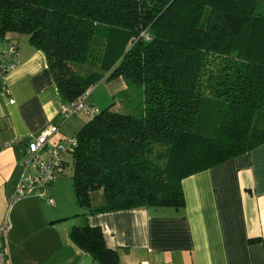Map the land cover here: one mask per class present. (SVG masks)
I'll use <instances>...</instances> for the list:
<instances>
[{
	"label": "trees",
	"instance_id": "16d2710c",
	"mask_svg": "<svg viewBox=\"0 0 264 264\" xmlns=\"http://www.w3.org/2000/svg\"><path fill=\"white\" fill-rule=\"evenodd\" d=\"M15 36L43 52L64 103L102 81L127 86L124 106L85 116L74 135L80 208L96 191L101 210L181 208L184 178L264 144V0H0V40ZM69 239L119 264L98 227Z\"/></svg>",
	"mask_w": 264,
	"mask_h": 264
},
{
	"label": "crops",
	"instance_id": "0c3cea01",
	"mask_svg": "<svg viewBox=\"0 0 264 264\" xmlns=\"http://www.w3.org/2000/svg\"><path fill=\"white\" fill-rule=\"evenodd\" d=\"M11 43L18 47V65L4 77L7 92L0 93V145L11 143L0 149V226L5 221L9 228L10 264H96L69 239L73 227L83 226L101 230L119 264H264V144L184 178V206L177 209L101 210V191L91 193L83 209L62 175L46 189L52 202L26 196L9 204L27 143L54 125L50 147L62 124V101L43 52L15 36L0 40V53ZM126 88L121 77L102 81L88 99L99 111L114 109ZM82 126L70 129L75 135Z\"/></svg>",
	"mask_w": 264,
	"mask_h": 264
},
{
	"label": "built area",
	"instance_id": "2783aa9c",
	"mask_svg": "<svg viewBox=\"0 0 264 264\" xmlns=\"http://www.w3.org/2000/svg\"><path fill=\"white\" fill-rule=\"evenodd\" d=\"M18 65V47L16 44H8L5 51L0 53V93H6L4 77L14 70ZM90 89H86L81 96L70 102H62L59 105V112L63 122L81 113L86 117L97 114L98 109L90 104L88 96ZM10 101L9 103H12ZM58 128L54 125L44 126L38 135L31 138L26 145V150L19 160L21 177L14 189L13 194L8 198L12 204L23 197L34 196L52 202L47 194V188L54 183L62 173L67 156L72 155L77 141L74 137H60L49 147V140L55 136ZM11 143L0 145V149ZM45 153L46 156L41 154ZM8 225L0 226V264H10L7 248Z\"/></svg>",
	"mask_w": 264,
	"mask_h": 264
},
{
	"label": "rangeland",
	"instance_id": "374dc122",
	"mask_svg": "<svg viewBox=\"0 0 264 264\" xmlns=\"http://www.w3.org/2000/svg\"><path fill=\"white\" fill-rule=\"evenodd\" d=\"M115 104H121L122 106L125 105V102L123 101V98L122 97H117L115 100ZM123 101V103H121ZM140 101H141V97H140V90L137 86H133L132 87V94H131V97L129 98V106L133 108L132 112L133 114H136L139 110L138 106L140 104ZM89 102H90V99H89ZM99 111V110H98ZM123 112V111H121ZM126 112V111H124ZM129 112V111H127ZM76 118V119H75ZM75 118H70L67 122L68 124H66L67 122H63L62 121V124H61V129H60V135L62 138H72L74 137V132L71 131L70 127L76 125V124H79V126L83 125V123L86 122V117L79 113L75 116ZM77 122L74 123L75 120ZM74 123V124H73ZM260 127L261 128H264V120H261L260 121ZM75 130V129H74ZM65 164H64V167L62 169L63 171V175H62V179H66L67 181H70V177L72 175V155H69L66 157L65 159Z\"/></svg>",
	"mask_w": 264,
	"mask_h": 264
}]
</instances>
